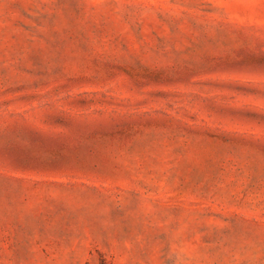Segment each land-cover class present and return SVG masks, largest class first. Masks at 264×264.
<instances>
[{
    "label": "rangeland",
    "instance_id": "1",
    "mask_svg": "<svg viewBox=\"0 0 264 264\" xmlns=\"http://www.w3.org/2000/svg\"><path fill=\"white\" fill-rule=\"evenodd\" d=\"M0 264H264V0H0Z\"/></svg>",
    "mask_w": 264,
    "mask_h": 264
}]
</instances>
